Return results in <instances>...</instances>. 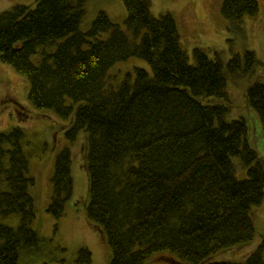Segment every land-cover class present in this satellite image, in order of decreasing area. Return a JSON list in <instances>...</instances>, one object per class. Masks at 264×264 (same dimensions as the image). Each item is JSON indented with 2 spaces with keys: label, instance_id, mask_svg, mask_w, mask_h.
Masks as SVG:
<instances>
[{
  "label": "trees",
  "instance_id": "16d2710c",
  "mask_svg": "<svg viewBox=\"0 0 264 264\" xmlns=\"http://www.w3.org/2000/svg\"><path fill=\"white\" fill-rule=\"evenodd\" d=\"M85 2L35 0L32 9L1 11L0 63L26 78L32 107L69 122V142L85 132L86 217L110 250L107 264H145L161 252L200 264L249 243L251 212L264 197V167L248 145L245 120L226 121L227 109L208 100L226 99L228 77L249 79L261 66L255 53L235 54L224 64L219 51L210 58L211 49L194 48L191 65L172 16H152L149 0H122L128 33L102 11L80 32ZM257 11L256 0H223L220 7L230 32L242 31L244 17ZM39 47L34 64L30 57ZM130 57L144 60L150 73L135 68L116 88L106 86L108 70ZM245 96L264 132V83L249 84ZM22 139L19 127L0 132V217L19 218L16 228L0 223V264H18L40 241ZM233 158L244 179L236 178ZM71 165L64 147L55 156L46 208L54 220L63 217L73 192ZM263 254L264 238L241 263L206 264H264ZM77 263H90L87 249H79Z\"/></svg>",
  "mask_w": 264,
  "mask_h": 264
},
{
  "label": "rangeland",
  "instance_id": "374dc122",
  "mask_svg": "<svg viewBox=\"0 0 264 264\" xmlns=\"http://www.w3.org/2000/svg\"><path fill=\"white\" fill-rule=\"evenodd\" d=\"M223 0H149L150 13L154 17L169 13L176 25L179 43L186 54L189 64H194V48L207 52L213 58V51H219L221 61L225 64L233 55H242L252 51L261 66L249 79L227 78L226 99H210L212 105L224 106L227 111L226 121L243 118L248 127L247 142L253 148L264 167V132L256 112L249 106L245 90L249 84L258 81L264 83V0H256L258 11L254 16L244 17L242 31L230 32L223 18L220 7ZM13 5H25L31 9L35 0H0V12ZM104 12L112 23L128 33L124 20L126 10L122 0H86L84 15L78 30L86 32L98 12ZM108 33L101 34L105 39ZM59 42V41H58ZM43 47H39L30 59L37 64ZM52 52L55 45L44 47ZM135 68L150 73L148 64L139 58L130 57L114 64L107 73L106 86L116 88L125 75ZM29 84L26 78L16 73L12 67L0 63V132H7L19 127L23 132L22 151L28 159V175L33 177L34 185L30 194L34 200L35 219L32 228L40 241L34 247H28L20 255L18 264H79L78 251L85 248L90 253V263L107 264L110 250L98 226L86 217V205L89 200V181L82 166L84 155L85 132H80L73 142L65 137L68 121L58 118L45 109H35L27 99ZM67 147L72 157L71 176L73 192L66 202L65 213L59 220L47 213L52 186L51 176L54 170L55 156ZM236 178L244 179L245 170L240 160L233 158ZM254 227L253 239L241 246L222 249L209 255L200 264L212 262L241 263L247 255L256 249L264 238V197L259 206L251 212ZM0 223L16 228L18 215L0 217ZM264 258V254H263ZM84 264V263H83ZM145 264H188L178 262L168 252L153 255Z\"/></svg>",
  "mask_w": 264,
  "mask_h": 264
},
{
  "label": "crops",
  "instance_id": "0c3cea01",
  "mask_svg": "<svg viewBox=\"0 0 264 264\" xmlns=\"http://www.w3.org/2000/svg\"><path fill=\"white\" fill-rule=\"evenodd\" d=\"M82 166H83V159H82ZM71 167H72V165H71ZM73 180V179H72Z\"/></svg>",
  "mask_w": 264,
  "mask_h": 264
}]
</instances>
